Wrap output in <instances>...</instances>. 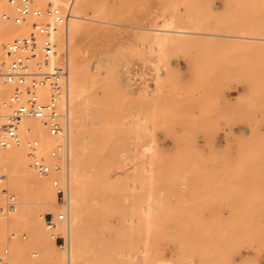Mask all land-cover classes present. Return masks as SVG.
Returning a JSON list of instances; mask_svg holds the SVG:
<instances>
[{
	"label": "rangeland",
	"instance_id": "374dc122",
	"mask_svg": "<svg viewBox=\"0 0 264 264\" xmlns=\"http://www.w3.org/2000/svg\"><path fill=\"white\" fill-rule=\"evenodd\" d=\"M3 2L14 31L21 27L0 35V58L7 59L1 44L34 34L35 16L15 21L12 4ZM33 3L42 8L63 1ZM84 5L85 15L114 22L87 20L94 31H107L87 38L81 52L89 76L78 122L93 141H85L91 177L79 264H264V0ZM57 46L64 59L65 42ZM238 86L246 87L242 94ZM235 92L232 101L224 97ZM220 120H245L250 130L240 136L231 130L221 144ZM49 149L41 154L49 158ZM105 171L107 180L96 182ZM46 178L54 191L52 175ZM57 196L58 206L47 207L65 213L64 196ZM27 238L24 223L0 226V251L7 247L0 260L12 253V242ZM54 240L53 250L63 254L65 234L56 230ZM40 254L29 243L20 264Z\"/></svg>",
	"mask_w": 264,
	"mask_h": 264
},
{
	"label": "bare ground",
	"instance_id": "6f19581e",
	"mask_svg": "<svg viewBox=\"0 0 264 264\" xmlns=\"http://www.w3.org/2000/svg\"><path fill=\"white\" fill-rule=\"evenodd\" d=\"M84 1L85 0H77L76 8H74L76 12L74 11L72 16L67 20L65 29L63 27V31L62 27L55 25V23L53 24L55 28L53 37L57 45H59V43L62 44L64 41L66 46L64 59L59 57L62 50H60L58 46L53 55L54 60L61 58V61H66L67 63V76L61 104L64 133L60 135L50 134L39 117L25 118L20 126V131L23 135L31 133L39 139L40 145L38 147V152L40 154L42 153L41 148L46 146H50V148L56 151L59 150L58 154L56 153L57 156L53 159L57 161L59 168L52 174H55L62 182L61 185L64 188L62 209L65 211L66 216L60 224L54 226L55 228L48 227L43 223V210H53L48 208L47 204L51 205L52 203L54 207L56 205L58 206L59 202L57 203L58 199L56 200V190L52 191L48 186V179L46 176L38 174L34 169L28 153L25 151L26 149L23 148L24 145H8L0 148V181L3 179V176L5 177V179L0 182V226L10 227L11 225L24 223L28 232V238L26 240L14 241L11 243L12 253L5 259L0 260V264H20L21 260L24 258L27 244L29 243L34 244L41 253L36 262H29V264H79V241L85 222L84 206L85 208L87 206L85 205V191L86 188H88L86 187L89 183L88 178L91 177L88 172L89 165L86 157L88 146L85 141L87 139L84 137L85 133L82 130V125L79 126V115L77 112V110L80 112L83 111L85 100H83L81 96L87 91L86 83L89 76L88 69L86 68V61H83L84 58H82L81 52L86 48L85 40L87 38L100 31H107L104 29L94 31L95 29L90 25L91 22L88 24L86 22L87 20L94 19L102 22H114L85 15L83 13L86 11ZM73 2L75 5V0H73ZM10 12L13 13L12 10H10ZM11 19L12 18H9V20H0V35L6 32L8 33L9 31H14V21L11 22ZM128 26L138 28L145 27L137 24H130ZM102 27H104V25H102ZM146 28L161 31L168 30L171 32L175 30L184 32L191 31L186 29H174L172 27L146 26ZM18 29H16L17 32H20L21 27L19 30ZM16 30L14 32H16ZM233 35L237 36V34ZM172 36L170 37L175 40V36ZM241 36L248 35L242 34ZM58 39H60V41ZM5 42L1 44L3 51ZM17 86L18 85H13L12 83H2L0 85V97L7 98ZM82 117L83 113L81 118ZM90 137L89 140H91L88 141L89 143L93 141L92 137ZM96 158L97 160H101L100 157ZM93 159L91 164L95 161ZM49 160H51L50 157ZM96 164L98 163L96 162ZM98 167L101 166L98 165ZM94 178L98 183L107 180V171L103 172L101 175L96 174ZM7 192L10 193H8V200L5 203L3 195ZM90 193H92V191ZM93 195L94 193L90 196ZM100 199L101 198H98V200ZM56 230L65 234L66 237L65 253L62 252L63 254H58L53 250Z\"/></svg>",
	"mask_w": 264,
	"mask_h": 264
},
{
	"label": "built area",
	"instance_id": "2783aa9c",
	"mask_svg": "<svg viewBox=\"0 0 264 264\" xmlns=\"http://www.w3.org/2000/svg\"><path fill=\"white\" fill-rule=\"evenodd\" d=\"M62 1L63 4L38 8L33 0H8L12 4L15 21H24L30 14L35 15L32 24L34 34L7 41L4 49L8 58H0V85L5 82L18 85L7 98L0 97V148L24 145L37 173L52 175L51 182L57 195H63L64 188L52 174L59 168L57 161L53 160L56 150L49 149L51 160L40 154L39 139L31 133L23 135L20 126L25 118L39 117L50 134L64 133L61 104L67 63L53 58L57 47L53 24L67 22L72 15L73 0ZM3 5V0H0V20L11 16ZM64 218L63 211L46 210L43 213L48 227L56 226ZM1 251L6 252L7 247H2Z\"/></svg>",
	"mask_w": 264,
	"mask_h": 264
},
{
	"label": "crops",
	"instance_id": "0c3cea01",
	"mask_svg": "<svg viewBox=\"0 0 264 264\" xmlns=\"http://www.w3.org/2000/svg\"><path fill=\"white\" fill-rule=\"evenodd\" d=\"M203 88H208V86H203ZM246 87L243 86H238L236 87L237 90H239L242 94V91L245 89ZM219 89H230L229 87H219ZM237 94L239 95V93H228V94H224V97L228 96L229 99L232 101L234 100L235 97H237ZM229 108L232 110V107L229 106ZM221 124H223L224 130H221L217 135H216V139L219 140V143L221 144H225L227 142V139L230 138L231 135V130L233 131L234 134L236 135H247L249 130H250V126H249V122L242 120L239 122H235L232 125L229 124H225V122L223 120H220ZM232 152H237L236 150L232 151ZM227 166H232L233 163L231 162H227L226 163Z\"/></svg>",
	"mask_w": 264,
	"mask_h": 264
}]
</instances>
